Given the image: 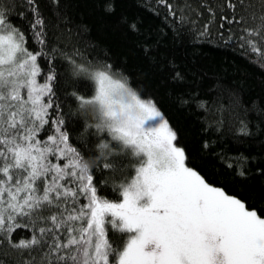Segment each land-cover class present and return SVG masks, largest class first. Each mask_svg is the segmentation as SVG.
I'll return each mask as SVG.
<instances>
[{
    "label": "trees",
    "instance_id": "16d2710c",
    "mask_svg": "<svg viewBox=\"0 0 264 264\" xmlns=\"http://www.w3.org/2000/svg\"><path fill=\"white\" fill-rule=\"evenodd\" d=\"M231 2L237 5L235 12L226 0H59L58 7L51 5L50 0H38L47 25V52L51 54L53 47L59 50L50 59L39 55L45 50L34 36V19L25 0H3L0 10L7 5L12 23L24 33L22 47L38 55L37 87L47 82L49 74L54 75V103L44 114L47 123L35 133L36 137L42 145L55 150L56 145L48 140L52 136L59 148L76 149L82 157L96 155L93 146L98 139L110 143L115 151L102 149L100 162L90 173H83L85 177L93 175L98 198L109 203L122 200L126 183L113 181V169L105 168V163L126 169L130 183L144 162L142 157H133L130 147L121 146L86 114V109L94 106L92 97L97 82L74 68L70 75L71 66L61 58V53L72 55L79 50L82 56L75 57L78 65L84 63L87 67V62H92L95 69L104 70L113 78L126 77L127 84L142 99L151 98L177 134L175 143L186 152V166L196 170L210 186L239 198L249 210H256L264 218V119L251 111L264 108V62L257 59L258 52L246 54L240 40L242 29L257 27L259 22L253 20L252 14L259 15L260 6L253 0L245 10L248 0L245 5L239 0ZM241 17L244 19L239 24L229 22ZM133 24L135 31L130 27ZM107 65L112 68L107 69ZM8 71L3 72L5 77ZM19 92L31 108L28 90ZM47 100L45 96L44 102ZM32 115L35 118L34 112ZM237 115L248 121L250 134L246 137L237 135ZM57 126L69 135L67 144L59 143L61 133L56 131ZM6 151L7 146L0 144V152ZM55 155L58 159L53 163L62 169L73 159L71 153L64 157H59L58 152ZM241 156L247 158L244 177L236 174L239 169L235 162ZM71 171L65 169L67 173ZM76 171L81 174V169ZM54 175L51 173L42 187H47ZM73 180L76 178L66 175L60 181L64 203L59 204L58 210L44 213L55 214L58 220L63 214L60 227L49 219L47 227L52 232L44 236L30 221L28 226L19 224L7 234L0 230V236H6L0 240V264H58L57 253L51 246L68 241L69 227L77 229L71 235L78 238L82 223L71 219L78 216L83 198L82 192L73 195L80 187L79 181L73 184ZM87 202L83 199V203ZM105 231L110 246L122 253L131 234L111 225ZM34 236L41 240L40 245L31 243ZM22 243L28 247L19 246ZM115 264H119L118 255Z\"/></svg>",
    "mask_w": 264,
    "mask_h": 264
},
{
    "label": "snow or ice",
    "instance_id": "6c2138e0",
    "mask_svg": "<svg viewBox=\"0 0 264 264\" xmlns=\"http://www.w3.org/2000/svg\"><path fill=\"white\" fill-rule=\"evenodd\" d=\"M257 2L259 15L253 13L252 17L259 23L255 28L242 29L240 40L246 54L258 52L257 59L264 62V0ZM25 3L33 15L34 36L45 50L39 55L54 59L59 50L53 47L51 54L47 52V25L38 0H25ZM50 3L58 7L59 0H50ZM226 3L235 12L237 5L231 0ZM239 3L245 5V0ZM252 4L253 0H248L245 10ZM7 7L0 10V33H7L0 34V48H6L7 52L6 59L0 58V68H9L7 77L0 71V136L3 137L0 144L7 146L6 152H0V230L7 234L19 224L28 226L30 221L44 236L52 232L47 227L49 219L60 227L63 214L58 220L57 215L44 213L58 210L59 204L64 203L60 181L67 175L76 178L73 184L80 183L73 195L83 193L81 207L78 216L71 219H79L82 223L78 238L71 235L77 229L69 227L68 241L51 246L57 253L58 264H115L117 255L119 264H264V218L256 210H249L239 198L210 186L196 170L186 166V152L175 143L178 136L169 122L151 98L142 99L137 91L127 87L126 77L113 78L104 70L96 73L98 89L94 101L99 103L103 113L98 127L111 133L113 140L122 141L125 146L137 150V155L142 153L146 157L130 183H127L126 169L119 164L105 163V168L113 169L110 173L113 181L126 183L122 203L99 199L93 175L85 177L83 171L77 175L82 156L76 149L59 148L52 136L48 140L56 145L55 150L42 145L35 133L47 123L43 116L54 103L51 84L54 75L49 74L47 82L37 87L38 55L22 47L24 33L12 23ZM243 19L234 18L229 22L239 24ZM130 27L136 30L134 24ZM231 39L229 37V41ZM77 56H82L79 50L72 55L61 53V58L74 69L78 65ZM79 65L85 71L95 69L92 62H87V67L84 63ZM106 67L112 68L111 65ZM20 89L28 90L31 108L21 98ZM33 92L37 94L32 95ZM120 92L127 94L129 103L115 99ZM45 96L48 97L46 103ZM251 111L264 119V108L256 107ZM236 118L240 125L237 135L248 136V121L240 119L239 115ZM146 124L149 125L147 130ZM56 131L61 133L59 143L67 144L69 135L58 126ZM56 152L59 157L71 153L73 159L62 169L58 163H53L58 159ZM246 160L241 156L235 162L239 169L236 174L241 177L246 175L243 170ZM228 166L233 165L229 163ZM68 168L72 169L70 173L65 172ZM51 173H55L51 183L42 187ZM145 197L147 204L140 206L139 202ZM83 199L88 202L83 203ZM107 225L131 234L122 253L105 239ZM4 239L6 236H0V240ZM31 243L40 245L42 242L34 236ZM19 246L28 247L23 243ZM61 252L65 254L60 255Z\"/></svg>",
    "mask_w": 264,
    "mask_h": 264
},
{
    "label": "clouds",
    "instance_id": "9594fccd",
    "mask_svg": "<svg viewBox=\"0 0 264 264\" xmlns=\"http://www.w3.org/2000/svg\"><path fill=\"white\" fill-rule=\"evenodd\" d=\"M75 71L81 73L83 76L92 79L93 81L95 80L96 77V73L100 72V69H89L87 71H85L83 69V66L77 65L75 67ZM70 75L73 72V68L70 67L69 69ZM74 78H78V77H74ZM127 87L129 89H131L130 85H127ZM133 91H135L133 89ZM138 94V93H137ZM115 99L117 100H121L124 103H129V97L127 96V94L120 92L117 93ZM85 113L82 112L81 115L83 116ZM86 114L90 117H92V119L94 121H96L97 123H100L103 120V113H102V108L99 105V103H94V106L90 109H86ZM121 143V146H124L122 141H119ZM104 150L105 152H107L108 150H113L115 151V149H112V145L104 140H97V143L93 146V151L96 153V155L94 156H89V157H82L80 160V169L81 171H83L85 174L90 173L95 167L96 165L100 162L101 160V150Z\"/></svg>",
    "mask_w": 264,
    "mask_h": 264
},
{
    "label": "rangeland",
    "instance_id": "374dc122",
    "mask_svg": "<svg viewBox=\"0 0 264 264\" xmlns=\"http://www.w3.org/2000/svg\"><path fill=\"white\" fill-rule=\"evenodd\" d=\"M7 34V33H6ZM6 34H4V35H6ZM0 58H7V52H6V48H0ZM14 68V67H13ZM9 70V68L8 67H6V68H4L3 70H2V68H0V71H3V72H6V71H8ZM97 89H98V84H97ZM96 95V94H95ZM95 95L92 97V99H94L95 100ZM150 124L151 123H155V122H149ZM149 125H145L144 127H145V129L147 130V127H148ZM126 150H128V148L126 149ZM129 152L132 154V156L133 157H136V158H139V160H140V158L142 157V159L144 160V161H146V157L142 154V153H140L139 155H137V150H135V149H130L129 148ZM134 179V178H133ZM123 202V198H122V200L119 202V203H122ZM147 204V197H145L143 200H141L140 202H139V205L140 206H144V205H146Z\"/></svg>",
    "mask_w": 264,
    "mask_h": 264
}]
</instances>
